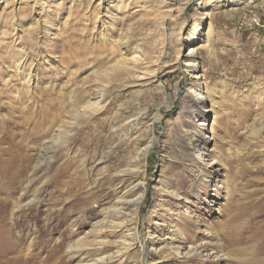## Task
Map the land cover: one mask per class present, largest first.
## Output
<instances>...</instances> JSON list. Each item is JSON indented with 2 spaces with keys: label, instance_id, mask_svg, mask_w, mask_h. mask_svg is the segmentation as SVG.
<instances>
[{
  "label": "rangeland",
  "instance_id": "rangeland-1",
  "mask_svg": "<svg viewBox=\"0 0 264 264\" xmlns=\"http://www.w3.org/2000/svg\"><path fill=\"white\" fill-rule=\"evenodd\" d=\"M200 1L0 0V264H264V0Z\"/></svg>",
  "mask_w": 264,
  "mask_h": 264
},
{
  "label": "bare ground",
  "instance_id": "bare-ground-1",
  "mask_svg": "<svg viewBox=\"0 0 264 264\" xmlns=\"http://www.w3.org/2000/svg\"><path fill=\"white\" fill-rule=\"evenodd\" d=\"M200 3L202 4L203 0H201ZM196 26H197L196 22L193 21V23L191 24V27H189V29H188V35H189L190 39L193 38V36H194V33L196 31ZM191 42H192V40H188L186 42L187 43V51H186V53L183 54V53L180 52V49L182 48L183 44H182V42H180V36H179V39L177 41V46H178V49H179V51H178V60H179V62L185 63V62L191 60L192 58H194L195 56L200 57V55H199L200 53H198L196 51V47H193L192 44H190ZM122 44H123V50H124L123 53H125V52L128 51V49H127L128 44H126L125 39H124ZM98 50H100V48ZM130 52H135L134 55H132V57L129 58V56L126 55L125 58H123V59H119L118 58L119 60L115 63V66H113L112 69L115 70V72H117L118 74L121 71V70L119 71L121 65L126 64L128 61H130L132 59L139 60V58L137 57L138 55L136 54V53H141V48L139 46L136 47V48L134 47V49L131 48L129 53ZM159 56H160V54H159ZM192 64H193V66H192V70L191 71H195L194 74L196 76L198 74L197 70L200 67V63L198 62V60H194L192 62ZM144 74H145V72L143 74L142 73L135 74V75H133V77L136 78V79H140L141 77H143ZM189 82L191 84L195 85V86L198 85V81H194V82L193 81H189ZM99 90H101V89L97 85L95 87H93V88L90 87V89L88 91L89 92L88 95L86 97H84V99H82V101L80 102V105L77 106V107L80 108V113H82V115H84V116L87 115L90 118V117H92V116H94V115H96L98 113H101L102 111L105 110L106 104L104 103V94H103V92H100ZM195 91H196V89L193 90L194 93H195ZM74 117H75V119L77 118L76 115H74ZM134 119L137 120L138 118L134 117ZM71 127H72V124L70 125V127H68L65 130V131L68 132L67 134L72 132L71 131ZM122 133H124V132H122V130H120L119 131V138L123 135ZM50 143H51V141L49 142V144ZM147 150H148V144L145 143V144H143L141 146H138L135 151L132 150L133 153H132V151H131V153H129L128 159H130V162H128V164H127L128 167L120 169L117 172V174L114 175L116 177L117 181L125 182V181L128 180V178H126V177L124 178V176H126L128 173L132 174L134 172L133 166H135L136 164H138L142 160V156L147 152ZM47 152H49V151H47ZM105 179L108 180L107 177ZM139 199H140V194H138L137 190H133L132 191V197H130L129 199L123 200V199L118 198L117 199V204L112 208V210H113L114 213H119V212L121 213V212H123V209L126 208V207L136 206V204L138 205ZM113 224L117 225L118 223H113ZM99 242L101 243V241H99ZM99 242H98V244L101 246V244ZM85 244H83L81 242L74 249H72V250L70 249L72 251V253L74 254L73 257H75V255H76V257H79V256H83V258L86 257L88 251H87V248H86L87 244L86 245ZM88 262L89 261L87 260V261H85V263L83 262V264H89ZM99 263H100L99 260L98 261L96 260V261H94L91 264H99Z\"/></svg>",
  "mask_w": 264,
  "mask_h": 264
},
{
  "label": "built area",
  "instance_id": "built-area-1",
  "mask_svg": "<svg viewBox=\"0 0 264 264\" xmlns=\"http://www.w3.org/2000/svg\"><path fill=\"white\" fill-rule=\"evenodd\" d=\"M243 23L245 24H249L251 26H258V27H264V25H261L259 19L255 16V15H251V14H245L243 17Z\"/></svg>",
  "mask_w": 264,
  "mask_h": 264
}]
</instances>
